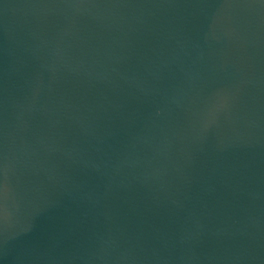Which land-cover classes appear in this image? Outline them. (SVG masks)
<instances>
[{"label": "water", "instance_id": "obj_1", "mask_svg": "<svg viewBox=\"0 0 264 264\" xmlns=\"http://www.w3.org/2000/svg\"><path fill=\"white\" fill-rule=\"evenodd\" d=\"M0 264H264V0H0Z\"/></svg>", "mask_w": 264, "mask_h": 264}]
</instances>
